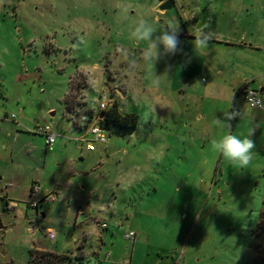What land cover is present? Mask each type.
<instances>
[{
    "label": "rangeland",
    "instance_id": "1",
    "mask_svg": "<svg viewBox=\"0 0 264 264\" xmlns=\"http://www.w3.org/2000/svg\"><path fill=\"white\" fill-rule=\"evenodd\" d=\"M155 1L0 0V175L21 187L23 195L15 212L0 208V264H30L33 244L49 251L66 242L76 251L73 221L66 223L65 210L77 203L86 210L82 218L94 208L92 217L112 232L102 253L115 254L101 264H264V118L250 122L244 134L233 133L241 138L251 134L255 142L246 168L212 151L210 141L230 133L232 124L216 127V117L241 107L249 120V107L240 99L232 107L228 90L208 97L203 107L193 97L181 101L177 91L168 95L174 69L165 60L172 55L148 63L143 42L130 38ZM175 1L179 8L183 1ZM210 1L221 19L211 32L208 63L237 81L250 80L258 70L264 73V0L241 7L232 0ZM167 11L176 16V9ZM184 69L182 77L194 72ZM201 78L185 84L187 94L193 95ZM120 83L125 87L120 107L138 114V126L131 131L105 128V142H92L88 127L99 104H108L114 90L123 87ZM254 85L259 91L264 78ZM159 93L169 97L163 98L164 109L158 107L163 103ZM84 109L94 114L87 127L76 129L89 116ZM192 110H204L199 121ZM4 114L16 120L2 122ZM45 125L55 135L52 151L35 133ZM206 126L213 131L203 130ZM57 182L61 193L39 207L46 213L39 224L27 206L25 187L33 183L52 189ZM61 197L69 198L59 202ZM15 219L19 222L7 229ZM37 225L55 230L57 240L48 241L42 230L33 238L27 229ZM129 231L136 234L133 239L126 238ZM93 242L97 246L87 253L101 246Z\"/></svg>",
    "mask_w": 264,
    "mask_h": 264
},
{
    "label": "crops",
    "instance_id": "2",
    "mask_svg": "<svg viewBox=\"0 0 264 264\" xmlns=\"http://www.w3.org/2000/svg\"><path fill=\"white\" fill-rule=\"evenodd\" d=\"M165 1L167 0H156L155 2H153L150 5V15H148L146 19L150 21L151 25L155 27L157 30H162L165 27H167L170 23L172 24L175 18H178L181 21V23L176 27L179 29V33H180L179 38L181 41L180 48L182 49V51H178L175 55H172L171 57L165 60L167 65H172V70L174 69V73H175V75L173 73L174 76L173 75L171 76L170 82L167 84L168 95H175V92L177 91L181 101L183 100V98L193 97L196 100H200L202 107H203L204 102L208 97L213 98L212 96L216 94H218V97H219L221 93H225V91L228 90L229 93L232 94L231 96L229 95L232 98V103H233L232 107L235 108L237 106L238 99L242 100L243 103H246L242 95L244 88H250L256 91L258 94H264V86H261L259 91H257L256 86L254 85L257 82V80L260 81L262 78H264V73H262L260 70H258L257 73H255L253 77H250V80L249 79L246 80L243 77L240 81H237L236 76H233V78L230 79L229 77L224 76V71H222L221 68L217 67L216 65L213 67L207 61L208 56L210 60L212 59L211 55L208 54V50L211 51L213 49V46H211L213 45L212 42H208L207 48L203 50L196 49L193 47L192 41L194 40V36L197 35L200 31H203L204 33H211L215 31V29H213V26L215 28H218V24H219L218 18L221 19V17H217L218 14L211 11L212 2L210 0H181L183 2H181L182 5L179 7L180 9L178 8L176 1L172 0L173 6L177 10L176 16L167 10L166 11L162 10L160 13L157 12L159 6L163 4ZM177 1L180 2V0H177ZM232 2H233L234 7H235V4H239V6L241 7L243 4L255 5L259 2V0H232ZM184 6L188 8V11L184 9ZM203 9L204 11H202ZM142 48L143 50L145 49V43L142 44ZM198 50L202 52V54L199 53ZM184 68L186 69L193 68L192 70L194 72L190 74L187 73L186 75H188V78H186L185 76L182 77V74L185 70ZM229 72L233 74V71L230 70ZM197 75L202 76V78L198 83L196 82V86L192 87L191 85L193 89V95H189L187 94L189 86L186 87L185 84L188 82L189 84H191L192 81L190 82V80L191 79L193 80L195 76ZM86 85H87V81H86ZM120 85H122L123 87L121 89L114 90V93L111 95L112 99L106 105V109L110 107V105L113 102H116L118 104L119 111L121 113H135L138 116V114L135 111L128 110L127 109L128 107L126 105H124V109H121L120 106L122 104V101H121L122 99L120 97V93L122 95H125V90H124L125 87H124V84L120 83ZM159 94H162V96L164 97L162 96L158 97V99L163 102V103H159L158 107L159 109H164L165 100L166 99L169 100V97H167L165 93H159ZM83 97L84 95L81 92L80 103L83 101ZM163 98L165 100H163ZM239 109L242 110L241 107ZM84 110H88L89 116L86 115L85 118H83V121H82L83 125H81L80 123L75 124L74 127L76 129L83 130L84 127H87L86 123H88L92 119L91 116H93L94 114V111H92L93 109H90V110L84 109ZM249 110H250V114L252 115V118L247 120L245 115L242 112H240V116L236 120L232 121L230 133L233 134L234 132H236L240 135L244 134L246 131V126H249L250 122L254 121L257 124L258 119L264 118V109L256 110V109L249 108ZM158 111L159 112L163 111L164 114H166L167 110H158ZM203 111L204 110H199V111L192 110L191 111L192 115L194 116L195 121L196 119H198L199 121L198 113L203 112ZM148 113L150 114V119L153 120L152 111L149 110ZM10 117L4 114L1 121L2 122L6 121L7 123H10L16 120V118L14 120H10L9 119ZM188 123L190 124V122H186V125H188ZM3 125L4 124H0V130L2 129ZM206 129L213 131L207 126L204 127L203 130H206ZM3 176L4 175H0V182L3 180L4 178ZM31 182H34V181H31ZM60 184H61L60 182H57V185H55V187H52V189H45L43 188V186H40V194L42 195L46 192L53 191L56 189L57 197H58V195H60L61 193V187H59ZM30 188L31 186L28 187V185H26L25 197L27 195V192L30 191ZM20 190H22L21 187L19 186L14 187L11 183L4 182V180L2 183H0V208L3 210V212L9 214V212L16 211V209L19 206V202L23 200V195L21 194ZM83 190H84V187L80 189V191L82 192ZM57 197L55 201L57 200ZM68 198L61 197L59 199V202H63V200L64 201L68 200ZM70 200L72 202V199ZM73 201H74V197H73ZM75 206L76 207L73 208L71 204L70 205L68 204L65 210V213H66V216H68L66 217V223L73 221L72 227L74 228L75 231H72L71 234H73L72 239L75 238L77 250L72 251V249H70L68 245H66V242H64V244L59 249H50L49 251L54 252V253L70 252L73 255L78 252H81L85 258L84 264L104 263V259L106 257L112 258L113 254H115L113 251H110V252L107 251L103 257V253H102L104 250V245H106L108 241V233L112 235V232H108L109 227L105 222L99 221V222L106 224V229H99L95 226V221H98V220L95 219V217H92L91 215L94 212V208H92L91 211H87L89 212L88 217L84 219L82 217H84L85 214H87L85 208L80 206L79 203H77V205ZM44 219H46L45 211L38 212V214L36 215V221L39 224H41L44 222L43 221ZM17 222H19V219H15L12 222L13 224H10L7 229H11L12 226ZM130 232L132 231H129L128 233ZM132 233L134 234V232ZM135 235L136 234H134V236ZM36 237H37V234L33 236V238H36ZM93 241H96V242L99 241L101 246L98 247V250L96 252L92 251L90 253H87L88 252L87 248L91 247V245H93L94 248L97 246L95 242ZM138 245H140L139 240L135 242V246L137 247ZM33 249L48 251L35 244H33ZM134 252L135 250H133L131 253V259L133 258Z\"/></svg>",
    "mask_w": 264,
    "mask_h": 264
},
{
    "label": "clouds",
    "instance_id": "3",
    "mask_svg": "<svg viewBox=\"0 0 264 264\" xmlns=\"http://www.w3.org/2000/svg\"><path fill=\"white\" fill-rule=\"evenodd\" d=\"M179 35V29L171 23L164 29L157 30L147 19L140 18L133 27L130 38L145 43V61L155 64L163 56L175 55L178 51H182ZM211 39V33L200 31L194 36L193 47L200 50L206 49ZM246 102L252 108L264 109V99L249 95L246 97ZM239 116V109L226 111L222 116L216 117L214 125L220 128L228 127L230 122ZM210 146L213 152L241 169L250 164L253 158V150L256 147L251 134L241 138V136L232 133H227L219 139L213 138L210 141Z\"/></svg>",
    "mask_w": 264,
    "mask_h": 264
},
{
    "label": "built area",
    "instance_id": "4",
    "mask_svg": "<svg viewBox=\"0 0 264 264\" xmlns=\"http://www.w3.org/2000/svg\"><path fill=\"white\" fill-rule=\"evenodd\" d=\"M242 95H243V99L245 102H246V97H248L249 95L259 98L258 93L250 88H244ZM104 99L105 97L103 98V100ZM246 104L248 105L247 102ZM106 105L104 102H101L99 104L100 110L98 114L94 116L93 123L88 128L87 132L92 137V142L94 141H99L101 143L105 142L104 129L100 126L99 122L101 119V112L106 109ZM248 107L251 109L261 110V108L259 107L252 108L249 105ZM9 119L14 120L15 117L11 116ZM35 133L40 134L44 137L45 149L47 151H52V146L55 141V135L52 133V127L49 125L37 127V129L35 130ZM86 148L88 151L93 150V146L91 145L90 142H87ZM56 197H57L56 189L53 191L46 192L41 195L40 186L38 184H33L30 188L28 200L26 203H27L28 208L34 210L35 214L37 215L39 207H41L42 205H47L49 203L54 202ZM95 226L99 229H106V224L99 222V221H95ZM41 230L48 241L53 242L55 240L56 233L51 228L41 229L40 225H37V226L28 227L27 232L30 233L31 235H35L37 234L38 231H41ZM126 238L133 239L134 234L130 232L126 235Z\"/></svg>",
    "mask_w": 264,
    "mask_h": 264
},
{
    "label": "trees",
    "instance_id": "5",
    "mask_svg": "<svg viewBox=\"0 0 264 264\" xmlns=\"http://www.w3.org/2000/svg\"><path fill=\"white\" fill-rule=\"evenodd\" d=\"M69 98H66V107ZM139 120L135 113H121L118 104L113 102L110 107L101 112L100 126L103 129L131 131L138 126ZM30 264H84V256L81 252L72 254L70 252L54 253L45 250L31 249Z\"/></svg>",
    "mask_w": 264,
    "mask_h": 264
},
{
    "label": "water",
    "instance_id": "6",
    "mask_svg": "<svg viewBox=\"0 0 264 264\" xmlns=\"http://www.w3.org/2000/svg\"><path fill=\"white\" fill-rule=\"evenodd\" d=\"M171 8H174L175 9V7L173 6V2H172V0H167V1H165L163 4H161L159 6L157 12L160 13L162 10L163 11H166V10L171 9ZM174 22H175V20H174ZM172 25H174L173 22H172ZM0 228H1V221H0Z\"/></svg>",
    "mask_w": 264,
    "mask_h": 264
}]
</instances>
